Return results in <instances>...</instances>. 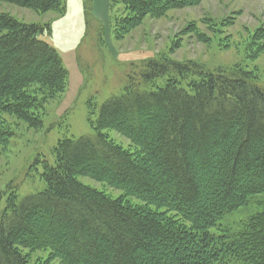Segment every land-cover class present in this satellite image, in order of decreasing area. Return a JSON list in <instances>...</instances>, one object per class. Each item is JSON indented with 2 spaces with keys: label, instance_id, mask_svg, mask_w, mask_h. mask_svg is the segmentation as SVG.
Instances as JSON below:
<instances>
[{
  "label": "trees",
  "instance_id": "16d2710c",
  "mask_svg": "<svg viewBox=\"0 0 264 264\" xmlns=\"http://www.w3.org/2000/svg\"><path fill=\"white\" fill-rule=\"evenodd\" d=\"M0 2L36 13L62 14L66 5ZM111 2L138 20L193 0ZM50 28L0 12V113L35 129L46 100L68 83L58 49L43 37ZM139 77L143 86H125L89 112L93 135L57 141L54 163L41 161L40 191L18 198L7 190L0 264H31L38 250L49 252L36 264H264V86L242 68L211 71L168 58L144 61ZM81 176L122 194L112 198ZM250 205L254 213L221 222Z\"/></svg>",
  "mask_w": 264,
  "mask_h": 264
},
{
  "label": "rangeland",
  "instance_id": "374dc122",
  "mask_svg": "<svg viewBox=\"0 0 264 264\" xmlns=\"http://www.w3.org/2000/svg\"><path fill=\"white\" fill-rule=\"evenodd\" d=\"M81 4V17L62 27L67 4L60 14L36 13L0 2V12L20 21L50 24L43 37L56 48L55 40L62 47L57 49L68 72L65 91L47 99L39 111L42 127L35 129L13 114L0 113V209L8 189L16 190L21 198L44 187L41 161L54 163L52 150L57 141L93 135L89 112L96 114L106 99L119 95L125 86L140 85L139 71L146 60H189L211 71L238 67L253 73L264 86V0H193L160 15L144 14L138 20L123 4L111 0H81ZM56 23L60 28L55 31ZM165 80H155L154 85L161 86ZM104 132L124 149H133L114 129ZM78 179L112 198L122 194L105 182ZM254 212L250 205L221 222L233 225ZM48 252L31 253V264L44 262ZM48 264L59 262L55 259Z\"/></svg>",
  "mask_w": 264,
  "mask_h": 264
},
{
  "label": "crops",
  "instance_id": "0c3cea01",
  "mask_svg": "<svg viewBox=\"0 0 264 264\" xmlns=\"http://www.w3.org/2000/svg\"><path fill=\"white\" fill-rule=\"evenodd\" d=\"M69 1H71V3H68V0H67V13H66V15L62 18V21H61V26L62 27H64L66 24H68V23H72V20H73V22L75 23V20H74V18H76V17H78V16H80L81 17V15H82V11H81V9H82V4H81V0H69ZM94 9V8H93ZM95 10V9H94ZM96 13V12H95ZM79 25V24H78ZM77 25V26H78ZM68 26V25H67ZM60 28V26L59 25H57V23L53 26V30H57V29H59ZM67 28V27H66ZM66 37H68V36H66ZM77 38H79V36L77 37ZM68 39H72L71 37L70 38H68ZM71 42H72V40H71ZM54 44H56L57 45V48L58 47H60L59 46V44H58V42L55 40V43ZM72 45V44H71ZM70 45V46H71ZM69 46V47H70ZM60 48H62V47H60Z\"/></svg>",
  "mask_w": 264,
  "mask_h": 264
}]
</instances>
